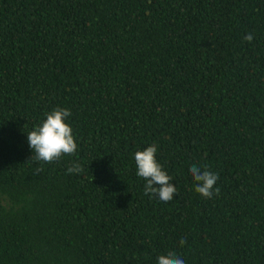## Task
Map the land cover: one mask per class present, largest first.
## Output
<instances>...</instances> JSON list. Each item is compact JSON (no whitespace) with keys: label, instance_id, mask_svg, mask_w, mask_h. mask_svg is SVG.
Instances as JSON below:
<instances>
[{"label":"trees","instance_id":"trees-1","mask_svg":"<svg viewBox=\"0 0 264 264\" xmlns=\"http://www.w3.org/2000/svg\"><path fill=\"white\" fill-rule=\"evenodd\" d=\"M57 107L77 153L31 160L27 133ZM153 144L167 203L136 174ZM193 165L219 195L195 191ZM170 251L264 264V0H0V264Z\"/></svg>","mask_w":264,"mask_h":264},{"label":"clouds","instance_id":"clouds-1","mask_svg":"<svg viewBox=\"0 0 264 264\" xmlns=\"http://www.w3.org/2000/svg\"><path fill=\"white\" fill-rule=\"evenodd\" d=\"M251 42L253 36L251 33L244 37ZM72 115L68 108L57 107L46 114V119L34 130L27 133L29 147L33 151L31 160L44 163H53L60 160L63 156L76 155L78 144L73 135L72 127L66 122ZM157 145L153 144L144 150L135 153V165L137 176L146 181L144 185V194L158 198L162 202H170L176 194V187L172 177L164 170L161 163L158 162ZM30 160V161H31ZM208 166L201 167L193 165L189 172L195 182V191L206 199L213 198V195H219L220 188L215 187L219 174L211 172ZM42 169L37 168V173ZM83 167L77 162L70 165L67 172L70 174H79ZM187 242L186 238L180 240L183 246ZM157 264H185L184 259L174 251L162 254L157 258Z\"/></svg>","mask_w":264,"mask_h":264}]
</instances>
